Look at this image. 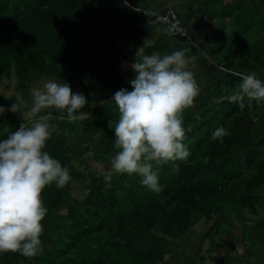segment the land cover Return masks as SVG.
Masks as SVG:
<instances>
[{
    "label": "trees",
    "instance_id": "1",
    "mask_svg": "<svg viewBox=\"0 0 264 264\" xmlns=\"http://www.w3.org/2000/svg\"><path fill=\"white\" fill-rule=\"evenodd\" d=\"M107 1L117 10L118 22L96 14L93 0H0V28L8 35L0 31V106H22L15 93L6 95L1 89L3 81H15L18 90L19 83L31 88L47 76H55L58 83L68 76L80 79L87 101L74 114L78 118L71 120L66 112L64 119H58L56 109H45L51 127L55 123L57 129L52 127L42 151L68 168L70 180L63 188L53 182L42 190L47 209L41 221L43 251L34 257L5 252L0 264H163L172 260L179 240L200 223L205 224V237L210 242L220 241L217 238L221 234L229 240L234 231L233 218L244 222L241 239L250 240L247 249L251 252L264 237L260 232L254 235L264 228V221L247 215H258L264 207V156L258 149L254 151L264 142V101L252 100L249 106L245 97L241 110L226 96L242 82V74L255 72L259 78L264 70V0ZM166 7L178 12L195 40L201 16L207 15L212 26H207L208 32L196 47L204 49V60L215 71L223 69L214 86L198 102L195 97L182 113V143L190 155L186 160L151 162L160 192L143 186L136 173H113L111 181L106 182L104 177L111 168L102 174L94 171L86 178L77 163L90 168L86 153L91 148L99 162L118 151L108 122L119 118L118 106L111 97L122 88L132 90L131 71L124 72L121 66L122 59H131L127 50L131 48L136 54L145 44L149 56L183 51L188 60L192 52L200 54L189 43L173 46L164 38L170 34L155 23L145 25L148 17L144 10ZM179 9L188 13L187 23ZM93 25L97 30L86 29ZM102 32L109 38L100 46L111 50L115 70L107 77L109 90L96 96L93 82L82 73L88 71L90 63L87 37ZM124 36L130 37L122 47L117 43ZM23 121L12 112L0 115V140L21 124L31 127V122ZM218 127H223L225 134L213 138ZM82 133L88 134L95 147L74 149L70 145V138L81 137ZM74 181L86 182V192L73 195ZM233 251L236 247L228 264H236L239 259ZM202 259L205 261V257ZM204 261L201 263L206 264Z\"/></svg>",
    "mask_w": 264,
    "mask_h": 264
},
{
    "label": "clouds",
    "instance_id": "2",
    "mask_svg": "<svg viewBox=\"0 0 264 264\" xmlns=\"http://www.w3.org/2000/svg\"><path fill=\"white\" fill-rule=\"evenodd\" d=\"M186 65L183 51L144 55L131 65L135 73L129 81L132 90L122 88L111 97L118 106L119 118L109 120L108 127L114 131V147L118 151L104 177L106 182L111 181L113 173H136L143 186L160 192L158 174L151 162L186 160L190 155L182 143V113L192 105L199 87ZM241 81L226 96L229 102L237 103L243 110L245 97L249 106L252 100L264 101V83L255 72L242 74ZM32 97L31 115L54 108L58 119H64L65 112L70 120L78 118L74 114L87 103L83 93H73L69 83L55 80L34 88ZM6 112H18L23 119L25 116L18 103L9 108L0 106V115ZM49 128L48 122L37 120L28 128L21 124L0 140V252L34 257L43 251L41 221L47 209L41 199L42 190L53 182L63 188L70 180L68 168L42 151L50 137ZM224 134L223 127H218L212 135L219 138ZM177 170L178 166L173 169Z\"/></svg>",
    "mask_w": 264,
    "mask_h": 264
},
{
    "label": "rangeland",
    "instance_id": "3",
    "mask_svg": "<svg viewBox=\"0 0 264 264\" xmlns=\"http://www.w3.org/2000/svg\"><path fill=\"white\" fill-rule=\"evenodd\" d=\"M245 1L247 2V0H245ZM93 3L96 5L95 8H96L97 13H103L105 16H110V17H114V18L117 16L115 13H111V11H109V10L107 12H104V10H102L100 8V7L104 8V5L102 4L103 0H93ZM170 4L172 5V2H170ZM178 11L181 12L183 10L179 9ZM201 17H202V22L199 23L200 29L198 31V34H199L200 38L203 37V39H204V34H206L208 32L207 26H212V24L209 23V21L207 20V15L202 14ZM86 29L93 32V31L97 30V26L96 25H93L91 27L88 26ZM104 37H105L104 35H101V34L97 35L95 33V34L88 37L87 42H89L92 46L97 45L99 42H103L106 39ZM195 44L197 45L196 42H195ZM122 45H124V44L122 43ZM100 48H101L102 53L100 51H99V54H97V55H95L96 53H93L92 55L94 58L91 59L93 61L92 70L95 72V75L98 77H99V75L106 73L105 69H103L101 67L100 63H103L102 61H108V59H111V57L113 56L112 52H110V51H109V53L107 52V54H105L103 52L104 47H100ZM96 50L97 49H95L94 51L97 52ZM199 52H200V54H199L200 56H198V54H197V55H195V58L187 60V66L188 67L197 66V69L199 70L198 72L194 73V79L196 80L197 85L199 86V93L196 96V102H198V100L200 99V97L203 95L204 92L209 91L214 86L216 79H217L216 74L213 78L210 77L211 74H209V77H208V75L206 73L207 70H205V69L211 65L209 63V64H207L206 67L204 66V61L208 62V60H204V56H205L204 55V49H201V51L199 50ZM88 55L90 57V52L88 53ZM95 57H98L99 60H96ZM200 59L203 61L202 62L203 64H201L199 66V63H201ZM94 61H97V63H95ZM122 63H123V61H122ZM222 70L223 69H221V68L219 69V71H222ZM213 71L215 72L214 68H213ZM85 73L87 75L86 79H88L89 82L91 83L89 71H86L82 74L84 75ZM72 75H75V74H72ZM48 80H55L56 81L55 76H47L45 79H43L41 81H35L31 88H28V87L24 86L23 84L19 83L18 87H20V89H18V90L16 88L15 81H13L10 84L9 81L5 80L1 84V89L6 93V95H11V94L15 93L17 98L21 101V103H22L21 111L25 113V116H24L25 122L23 121V123H26V121H29L32 123L31 124V126H32L37 120H42V121L48 122L50 124L49 132L51 135L52 129L53 128L57 129V127H56L55 123L52 126L53 128L51 127V122H50V118H49L50 115L44 114L45 109L41 110V112L36 114L35 116L30 114V108L32 106V101H33V97H32L33 89L37 88V87L42 88L43 84ZM64 82H67L70 84V87H71L73 93L80 92V93H83V95L85 96V94L82 90L83 86H82V83L80 82V79L76 80L75 77L68 76L64 80ZM106 89H109L108 85L105 84L103 86H100L99 82L96 81V85L94 86V91H93L94 95L98 96L103 91H106ZM15 115L19 118H22V115L18 112L15 113ZM88 138H89L88 134L82 133L81 137L70 138V145L74 149L86 148L89 145L91 147H95V143L90 142ZM255 150L260 151V153H261L260 144L258 145L257 148L254 149V151ZM94 156H95L94 150H93V148H91V150H89L86 153V158L88 160V163H90V165H91L89 169H85L83 165L77 163V165L81 169H84V173H85L86 178H88L89 174L94 172V171H97L99 174H102L106 171H109L111 168V160H112L113 156L110 157L109 159H107L105 161H101V162L95 160ZM85 185H86V182L74 181L72 194L73 195H80V194L85 193L86 192ZM261 194L264 196V191L261 192ZM259 212H260L259 215H251L249 213L247 215L252 216L257 221H262V219L264 218V209L260 208ZM246 222H247V224L250 223V221H246ZM232 224L234 226V231H233L232 237L226 241L224 239V235L221 234V238H217V240L220 239V241L218 240V242H210L209 239L205 237L206 232H207V228H206L205 224L200 223L198 225H195V227L191 228V230L188 232V234L183 236L184 238L179 240V242H178L179 246L177 249L174 250L173 257H171L172 260H170L169 262L173 263L174 260H176V262L174 264H203V263H201V261H204L202 259V257H205L204 262H206V264L228 263L230 260V257L232 256V255H230L232 248H234L238 245L239 249H241V251L244 252V248L246 249L247 247H249L248 245L250 244V240L242 242V239H241L242 235H243L242 233H243L244 222H241L237 218H233ZM261 242L264 243V241H261ZM190 244H192V245L190 246ZM239 249L237 248L236 251L232 252V254L233 255L239 254L240 255L239 256L240 261H244L245 258L243 255H241L242 252H240ZM188 251H190L189 252L190 254H188ZM260 255L261 254H259L258 256L254 257V258L262 260L263 257ZM211 256H214V257L211 258ZM175 257H176V259H175ZM188 259H190L191 263L189 261H186ZM254 260H256V259H253V261ZM163 264H166V263H163ZM244 264H246V263H244Z\"/></svg>",
    "mask_w": 264,
    "mask_h": 264
},
{
    "label": "crops",
    "instance_id": "4",
    "mask_svg": "<svg viewBox=\"0 0 264 264\" xmlns=\"http://www.w3.org/2000/svg\"><path fill=\"white\" fill-rule=\"evenodd\" d=\"M103 5H104V8L103 7H100L102 10H104V12H106V10L108 11H111V13H115L117 16L114 18V17H110V16H106V17H109V18H113V19H116V22H118V20H119V14L117 13V10H114L113 8H110V6H109V1H107V0H103V3H102ZM127 4V3H126ZM127 5H130L129 3L127 4ZM122 8H123V6H121ZM96 14H100V13H97V12H95ZM101 14H103V13H101ZM180 14H181V16L183 17L182 19L184 20V22H186L187 23V20H188V13L186 12V11H181L180 12ZM104 15V14H103ZM147 22L149 23V21L147 20L146 22H145V25L147 24ZM151 25V24H150ZM199 29H200V27L197 29V32H196V34H195V36L197 37V39L195 40L194 38V40H195V42L197 43V45L196 46H198V42H199V40H202L203 39V37L202 38H200V36H199V34H198V31H199ZM99 35L101 34V35H104L105 37L104 38H106V39H108L109 38V36H108V34L107 33H104V32H102V33H98ZM97 34V35H98ZM148 34L150 35L151 34V30H149L148 31ZM91 35H93V34H91ZM91 35H89V36H91ZM148 35V36H149ZM205 35L206 34H204V37H205ZM88 36V37H89ZM202 36V35H201ZM88 37H87V40H88ZM129 37L130 36H124L121 40H119V42L117 43L119 46H120V44L121 43H123L124 45H122V47H125V44H126V42L128 41V39H129ZM165 38V40H171L172 42H173V46H174V44H177L178 42H182V43H185L184 41H182L180 38H177V37H174V36H172V35H168V36H165L164 37ZM177 38V39H176ZM106 39L104 40V41H106ZM148 39V37L147 38H145V41ZM103 41V42H104ZM103 42H99L97 45H91V48L89 49V51H88V53L90 52V57H89V55L87 54V56H88V66H87V69H88V71H89V73H90V79H91V82H93V85L95 86L96 85V81L97 82H99V84H100V86H103V85H108L109 86V83L107 82V77H109V75L110 74H112L113 72H114V70H115V67L111 64V59H108V61H102L103 63H100V65H101V67L103 68V69H105V71H106V73L105 74H101V75H99V77L98 76H96L95 75V72L92 70V65H93V61L91 60V59H93L94 57H93V53H96L95 55H97V54H99V51L102 53V51H101V48L100 47H104V49H103V52L105 53V54H107V52L109 53V51L111 52V50H109L106 46H100V44L101 43H103ZM186 44V43H185ZM145 45V44H144ZM143 45V47L136 53V54H134V53H132V50H131V48H129L128 50H127V53L128 54H130L131 55V59H130V61H128V62H131L132 64L133 63H135V61H136V59L137 60H139V59H141L144 55H146V53H147V46H144ZM97 49L96 51L97 52H95L94 50L95 49ZM198 48V51L200 50L201 51V49L199 48V47H197ZM138 54V55H137ZM198 53L196 52V51H194V52H192V56L189 58V59H192V58H195V55H197ZM198 56H200L199 54H198ZM110 58V57H109ZM95 59L96 60H99V58L98 57H95ZM205 60H207L206 58H205ZM127 61V60H126ZM95 63H97V61H94ZM200 62L201 63H199V66L201 65V64H203L202 62V60L200 59ZM131 64V65H132ZM207 64H209V62H206V61H204V66L206 67L207 66ZM89 65H91V69L89 68ZM131 65H129V66H127V67H125L124 66V64L121 62V66H122V71H127V70H130L131 71V79H134L135 78V73L133 72V70H132V68H131ZM211 65V64H210ZM200 68V67H199ZM186 69L187 70H189V71H192L193 73H196V72H198L199 70L197 69V66H191V67H188L187 65H186ZM205 70H207V75H208V77H209V74H211L210 75V77L211 78H213L214 76H215V74H216V78L218 77V75L220 74V72L217 70V71H213V68H212V66H208V68H206ZM204 70V71H205ZM215 70V69H214ZM259 78L261 77V79H263L264 80V70H261V72H259ZM92 85V84H91ZM109 89H106V91H108ZM260 144V143H259ZM260 148H261V153H262V155L264 156V142H261V144H260ZM263 209H264V207H263ZM259 214H260V212H259ZM258 214V215H259ZM262 221H264V218L262 219ZM260 222V221H259ZM258 232H260V233H262L263 234V236H264V228L262 229V230H259V231H256L255 233H254V235H256ZM263 241H264V237H263ZM193 244V243H192ZM192 244H190V246L192 245ZM198 245V244H197ZM258 246L254 249V250H252L251 252H249V250L246 248H244V252H242L241 251V249H239V246L237 245L236 246V249L238 248L239 249V251L240 252H242V253H245L246 254V256L244 257L245 259H244V261H240V259H238V260H236L235 261V263L236 264H244V263H246V264H255V263H257V262H259V263H262V264H264V243L263 242H261V240H259L258 241V244H257ZM243 250V249H242ZM187 252V251H186ZM190 251H188V254H190L189 253ZM242 253H241V255H242ZM259 254H261L260 256H262L263 257V259L262 260H260V259H257V258H254V257H256V256H258ZM190 256V255H189ZM238 256H240V255H238ZM237 257V256H236ZM175 259H176V257H175ZM248 259V260H247ZM253 259H256V260H254L253 261ZM186 261H189L190 263H191V261H190V259H188V260H186ZM176 262V260H174V262L173 263H170V264H174ZM241 262V263H240ZM166 264H169V262H166ZM211 264H213V263H211ZM224 264H228V263H224Z\"/></svg>",
    "mask_w": 264,
    "mask_h": 264
},
{
    "label": "built area",
    "instance_id": "5",
    "mask_svg": "<svg viewBox=\"0 0 264 264\" xmlns=\"http://www.w3.org/2000/svg\"><path fill=\"white\" fill-rule=\"evenodd\" d=\"M139 10V8H134ZM148 17V21L155 23L158 27H161L166 33L179 37L185 43H189L196 47L195 41L190 32L183 24L178 12L172 7H166L163 10L160 9H146L144 10ZM125 67L131 65V62L122 59Z\"/></svg>",
    "mask_w": 264,
    "mask_h": 264
},
{
    "label": "water",
    "instance_id": "6",
    "mask_svg": "<svg viewBox=\"0 0 264 264\" xmlns=\"http://www.w3.org/2000/svg\"><path fill=\"white\" fill-rule=\"evenodd\" d=\"M0 31L4 32L5 36L7 37V32L5 29L0 28ZM5 252H0V259L4 256Z\"/></svg>",
    "mask_w": 264,
    "mask_h": 264
},
{
    "label": "bare ground",
    "instance_id": "7",
    "mask_svg": "<svg viewBox=\"0 0 264 264\" xmlns=\"http://www.w3.org/2000/svg\"><path fill=\"white\" fill-rule=\"evenodd\" d=\"M208 11V10H207ZM210 12H211V10H210Z\"/></svg>",
    "mask_w": 264,
    "mask_h": 264
}]
</instances>
